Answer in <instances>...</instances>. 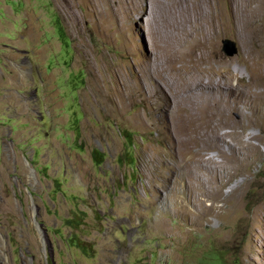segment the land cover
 I'll return each instance as SVG.
<instances>
[{
    "label": "rangeland",
    "instance_id": "rangeland-1",
    "mask_svg": "<svg viewBox=\"0 0 264 264\" xmlns=\"http://www.w3.org/2000/svg\"><path fill=\"white\" fill-rule=\"evenodd\" d=\"M212 2L0 0V264H264V119L251 126L247 106L200 89L201 79L224 83L236 66L248 84L246 59H264L253 32L264 7L223 0L229 17L220 55L178 60L209 33ZM224 40L236 44L235 56L224 53ZM227 82L240 89L236 79ZM165 93L170 105L159 104ZM178 124L192 125L179 135L192 140L191 153L170 148L169 129ZM209 140L230 159L213 148L198 163ZM242 178L228 223L227 207L212 198ZM201 202L219 210L193 228L184 209L198 215ZM74 213L81 221L65 227Z\"/></svg>",
    "mask_w": 264,
    "mask_h": 264
},
{
    "label": "bare ground",
    "instance_id": "bare-ground-1",
    "mask_svg": "<svg viewBox=\"0 0 264 264\" xmlns=\"http://www.w3.org/2000/svg\"><path fill=\"white\" fill-rule=\"evenodd\" d=\"M210 1V0H209ZM222 1L223 0H213V2H212V0H211V5L212 6H214L213 8H214V10L212 9V11H214L213 12V15H212V19L210 18V20H211V22H210V26H209V28H210V30H209V33L207 34V35H204L203 33V35L204 36H202V37H200V38H196L195 40H193L192 42H191V44L189 45V46H186V49L181 53V54H179V56H177L178 57V60H181L182 62H185V61H188L187 60V58H189L190 56H193L194 55V57L193 58H198V59H200L202 62H205V61H208V62H211L216 56L215 55H217V56H219L220 54H219V42H220V35L223 33V31L227 28L226 27V25L228 26V17H229V15H227V14H225L224 13V11H223V8H222ZM261 1V3L263 4V5H261V8H259V10L261 11V9L264 7V0H260ZM236 2V1H235ZM251 2V1H250ZM255 2V1H254ZM206 3V2H205ZM242 3V2H241ZM247 3H248V0H247ZM251 3H253V2H251ZM256 4H257V2H255ZM258 3H259V1H258ZM246 5V4H245ZM249 5V4H248ZM247 5V6H248ZM251 5V4H250ZM259 5V4H258ZM257 5V10H258V6ZM239 6V5H238ZM239 8V7H238ZM249 8H250V6H249ZM205 9V8H204ZM246 9H247V7H246ZM206 10V9H205ZM250 11V10H249ZM230 12V11H229ZM234 12V11H233ZM251 12V11H250ZM249 12V13H250ZM255 13H257L256 11H254ZM245 13H247V12H245ZM233 14V13H232ZM231 13H230V15H232ZM237 14H238V12H237ZM251 14V13H250ZM252 14H253V12H252ZM258 14H261V15H259V16H261L262 17V19L260 20V22H259V24L257 25L256 23H254V27H253V32H254V36L256 37L255 39H257V41L259 42V47H260V49L255 53L256 55H258V54H261L262 52H264V9H263V11L260 13H258ZM234 15H236L235 13H234ZM245 15V14H244ZM228 16V17H227ZM251 16H253V15H251ZM255 16V15H254ZM211 17V16H210ZM232 17H233V15H232ZM256 17V16H255ZM236 18V17H235ZM234 18V19H235ZM260 18V17H259ZM237 19V18H236ZM252 19V18H251ZM208 20V19H207ZM247 20V19H246ZM209 21V20H208ZM230 21V20H229ZM235 21V20H234ZM250 21V20H249ZM252 22H253V20H251ZM255 22V21H254ZM234 24H235V22H234ZM253 25V24H252ZM252 29V28H251ZM228 30H230V29H228ZM227 31V30H226ZM204 32H205V30H204ZM212 32V33H211ZM218 32V34H216ZM222 32V33H221ZM225 32V31H224ZM239 32V31H238ZM228 33V32H227ZM225 34V33H224ZM251 37H253V35H251ZM248 42V41H247ZM248 44V43H247ZM253 44V43H252ZM256 44V43H255ZM257 45V46H258ZM248 48V47H247ZM253 48V47H252ZM258 48V47H257ZM250 50V49H249ZM247 51V53L249 52L248 50H246ZM255 51V50H254ZM251 52V51H250ZM253 53V54H254ZM195 54H198V55H195ZM250 54V53H249ZM248 54V55H249ZM251 55V54H250ZM249 55V56H250ZM206 57V58H205ZM247 57V56H246ZM245 57V58H246ZM254 59H250V58H247L246 59V65H247V67H248V71H250L251 73H252V75H251V79L248 81V84L247 83H244L243 82V79H244V73L241 71V69L238 67V66H236V67H234L233 68V73H231L230 71H229V74H230V77H228V79L227 80H225V82L224 83H222V82H220V83H213V82H209V83H207L206 85H203V81H202V79H201V77H200V89H205V90H208V91H217L218 93H220V94H224L225 95V99H227V101H229V103L230 102H232L233 103V105L232 106H234V107H237L238 106V103H241V104H244L245 106H247L251 111V113H250V115L251 116H253V118L251 117V120H250V118H248V124L250 123V125L252 126H259V121H258V119L260 120V119H264V113L263 112H261V110H260V107L261 106H263L264 105V59L262 58V57H260L259 58V56H254L253 57ZM258 58H259V60H258ZM206 59V60H205ZM218 61H222V60H218ZM244 61V60H243ZM255 61H257V63H259V68H258V66H256V64H255ZM224 62V61H223ZM245 62V61H244ZM225 63V62H224ZM226 65H228V64H226ZM246 65H245V67H246ZM159 66V65H158ZM220 66V65H219ZM223 66V65H222ZM221 66V67H222ZM247 67H246V69H247ZM150 68V67H149ZM224 67H222V69H223ZM226 68V67H225ZM255 68V72L253 71V69ZM152 72V71H151ZM150 72V73H151ZM227 72V71H226ZM150 73H149V77H150ZM159 73V72H158ZM197 73V72H196ZM195 73V74H196ZM153 74V73H152ZM228 74V73H227ZM228 74V75H229ZM201 76V75H200ZM239 76H241V77H239ZM155 77V76H154ZM199 78V77H198ZM237 80V82H238V85H239V90H237V91H234V90H232V88H231V84H232V82H230V83H228L227 81L228 80ZM195 80H196V77H195ZM198 80V81H199ZM150 81V80H149ZM190 81V80H189ZM152 82V81H151ZM150 82V83H151ZM194 82H196V81H194ZM153 84V83H152ZM187 84V83H186ZM194 84H197V83H194ZM151 85V84H150ZM152 86V85H151ZM194 87V86H193ZM197 87H198V85H197ZM157 88H160V87H157ZM162 89H163V87H162ZM160 90V89H159ZM257 90H259L260 92H258ZM166 91V90H165ZM139 92H140V101H143L142 99H141V97H142V94H144L143 93V90H142V88L139 90ZM138 92V93H139ZM153 92V91H152ZM163 92H164V90H163ZM137 94V93H136ZM152 94V93H151ZM150 94V95H151ZM155 95H158L159 94V91L158 90H155V93H154ZM168 94V93H167ZM138 95V96H139ZM154 95V96H155ZM137 96V95H136ZM136 96L133 98L134 100L136 99ZM160 96H162L161 94H160ZM159 96V97H160ZM153 97V96H152ZM150 98H151V96H150ZM149 98V99H150ZM157 98H158V96H157ZM163 100H164V102H159V104H162V105H164V104H168V105H170L171 104V99H170V97L168 96V95H166V93H165V96L163 95ZM161 98V99H162ZM222 98V97H221ZM144 99V98H143ZM146 100V99H145ZM145 100H144V102H145ZM223 100V99H222ZM221 100V101H222ZM149 101V100H148ZM156 101V100H155ZM157 101H158V99H157ZM223 101H225V100H223ZM141 103H143V102H141ZM176 103V102H175ZM219 103L221 104V102L219 101ZM146 104V103H145ZM158 104V105H159ZM227 104V103H226ZM161 105V106H162ZM142 106V105H141ZM146 106H147V104H146ZM154 106V105H153ZM161 106H160V108H161ZM147 107H149V106H147ZM146 107V108H147ZM154 108V107H153ZM168 108V107H167ZM180 108V107H179ZM149 109V108H148ZM158 109H159V107H158ZM166 109V108H165ZM175 109V108H174ZM176 109H177V107H176ZM147 111V110H146ZM145 111V112H146ZM161 111V110H160ZM174 111V110H173ZM204 111V110H203ZM205 111H207V110H205ZM149 112H150V115H154L153 113V111L152 110H150L149 109ZM174 112H176V113H178V112H180V111H174ZM158 113V112H157ZM162 113V112H161ZM166 113V112H165ZM173 113V112H172ZM174 114V113H173ZM202 114V113H201ZM209 114V113H208ZM207 114V115H208ZM143 115V114H142ZM162 115V114H161ZM166 115V114H165ZM192 115V114H191ZM163 116H164V114H163ZM162 116V117H163ZM167 116V115H166ZM171 116H172V114H171ZM196 116V115H195ZM204 116V115H203ZM247 116H249V115H247ZM155 117V116H154ZM167 117H169V116H167ZM197 117V116H196ZM201 117V116H200ZM205 117V116H204ZM209 117V116H208ZM212 117V116H211ZM214 117V116H213ZM212 117V118H213ZM244 117V116H243ZM250 117V116H249ZM135 118V117H134ZM161 118V117H160ZM192 118V117H191ZM194 118V117H193ZM199 118V117H198ZM197 118V119H198ZM201 118H203V117H201ZM211 118V119H212ZM255 118V119H254ZM257 118V119H256ZM138 119V118H137ZM182 119V118H181ZM187 119V118H186ZM190 119V118H189ZM196 119V120H197ZM208 119V118H207ZM207 119H205V120H207ZM214 119V118H213ZM188 120V119H187ZM184 121V120H183ZM195 121V120H194ZM202 121H204V120H202ZM212 121V120H211ZM176 122H181L182 123V121H180V119H179V121H176ZM189 122V121H188ZM190 122H192V120L190 121ZM201 122V121H200ZM137 123V122H136ZM170 123V122H169ZM173 123V122H172ZM196 123V122H195ZM198 123H199V121H198ZM205 123H206V121H205ZM209 123H210V120H209ZM166 124V123H165ZM175 124V123H174ZM187 124H189V123H187ZM202 124V123H201ZM203 124H204V122H203ZM202 124V125H203ZM208 123H206V124H204V125H207ZM182 125H184V124H182ZM182 125L180 126L179 124H178V128H176L177 126H175V129H174V131L172 130L173 129V127H172V129H169L170 130V132H169V134H170V140H169V144H170V148H174L175 146H178V144L179 145H182L181 147L183 148V146L184 147H186L187 146V149L185 148V152H186V150H187V153H191L192 151V149H191V147L189 148L188 146L192 143V140L191 139H186V140H184V139H180L181 137L179 136V135H184V133L185 132H187V134H188V129H190V127H192V125H189L190 127H182ZM194 125V124H193ZM201 125V126H202ZM185 126V125H184ZM196 126H198L197 125V123H196ZM209 126H210V124H209ZM237 126V125H236ZM239 126V125H238ZM207 127V126H206ZM193 128H195L194 126H193ZM201 128V130H202V127H200ZM235 128V127H234ZM196 129V128H195ZM204 129H206V128H204ZM199 130V129H198ZM238 130V129H237ZM190 131V130H189ZM194 131H197V130H194ZM193 131V132H194ZM200 131V130H199ZM204 131H206V130H204ZM203 131V132H204ZM179 132V133H178ZM202 132V131H201ZM213 132V130L211 131V133ZM195 133H197V132H195ZM193 134V133H192ZM191 134V135H192ZM201 134V133H200ZM203 134V133H202ZM189 135V134H188ZM190 135V136H191ZM169 136V135H168ZM183 137H185V136H183ZM187 137V136H186ZM189 137V136H188ZM196 138V137H195ZM194 138V139H195ZM197 140V139H196ZM195 140V141H196ZM194 142V141H193ZM198 142V141H197ZM200 145V144H199ZM202 145H203V149L202 150H200V151H198L197 152V155L199 156V159L197 160V162L198 163H203V162H205V160H204V156L202 157V153L204 152V151H206V150H210V149H213V148H215L216 150H218V153H219V155L218 156H222V158L223 159H230V155H229V153H226L224 150H222L221 149V147L219 146V145H217V144H215L214 142H212V140L210 141H207V142H205V143H202ZM191 146H193V145H191ZM195 146V145H194ZM193 146V147H194ZM243 147L244 148H246V149H248V150H254V151H258V149L256 148V147H254V145H252L251 143H248V144H243ZM196 148V147H195ZM201 148V147H200ZM178 149V148H177ZM184 149V148H183ZM228 149H229V151L231 152V153H233L234 154V152H235V149L234 148H232L231 146H230V144H228ZM179 151V150H178ZM178 151H177V154H178ZM180 151H181V148H180ZM203 151V152H202ZM184 153V152H183ZM173 154L174 153H172V156H173ZM176 154V153H175ZM174 154V156H173V158L172 159H174V158H177V156ZM204 154V153H203ZM206 154V153H205ZM232 154V155H233ZM169 156H171V155H169ZM234 157H235V155H234ZM181 158V157H180ZM183 158V157H182ZM178 159V158H177ZM177 159H174V160H177ZM156 160V159H155ZM234 160V159H233ZM236 160L237 161H239V159H237L236 158ZM183 161V160H182ZM185 161V160H184ZM246 161H244V163H245ZM175 163V162H174ZM244 163H240V164H244ZM247 163V162H246ZM153 164H155V163H153ZM162 164H164V163H162ZM177 164H181V163H177ZM176 164V165H177ZM207 164H209V163H207ZM213 164H216V163H214L213 162ZM187 162H186V164L185 165H181L182 166V169L183 168H186L187 167ZM158 166H161L160 164L158 165ZM244 165H242L241 167H243ZM165 167V166H164ZM163 166L162 167H160V168H164ZM168 167V166H167ZM175 167V166H174ZM180 167V166H179ZM159 168V169H160ZM177 170H178V167L176 168ZM176 169H173V168H171L170 166H169V171H167V172H170V173H172V172H174V171H176ZM164 170V169H163ZM186 170V169H185ZM166 171V170H165ZM236 171H238V170H236ZM158 173H159V171H158ZM187 173V172H186ZM164 174V173H163ZM162 174V175H163ZM176 174V173H175ZM180 174V173H179ZM161 175V174H160ZM159 175V176H160ZM161 175V176H162ZM165 175V174H164ZM171 175V174H170ZM181 175V174H180ZM158 176V175H157ZM169 176V175H168ZM168 176L166 177L167 179L166 180H164V181H168L169 180V178H168ZM185 176H186V174H185ZM160 178V177H159ZM191 178V177H190ZM163 179V178H162ZM161 179V180H162ZM177 179V178H176ZM179 179L180 180H182L183 182H185L186 181V179L184 178V177H182V178H180L179 177ZM243 179V178H242ZM160 181V180H159ZM163 181V182H164ZM172 182V181H171ZM179 182V181H178ZM160 183V182H159ZM166 183V182H165ZM177 183V182H176ZM162 182H161V185H159V188H160V186H162ZM191 184V183H190ZM246 184H247V178H245V179H243V180H241V182H237V184H236V186L233 188V190H232V192L231 193H229V194H226V195H224V194H220V193H216V195L212 198V200L213 201H215V202H217V201H222V203H223V205H222V207L223 208H225V207H227V210H226V214H227V221L226 222H231L233 219H234V216L236 215V213L238 212V206H237V202L238 201H236L234 198H237V196L241 193L242 194V192L244 191V189H245V187H246ZM157 185V184H156ZM164 185V184H163ZM167 185V184H166ZM167 186H169V185H167ZM166 186V187H167ZM176 186H178V185H176ZM182 186V185H181ZM187 186V185H186ZM162 187H165V186H162ZM161 187V188H162ZM165 187V188H166ZM185 187V186H184ZM169 188V187H168ZM171 188H172V186H171ZM176 188V187H175ZM163 189V188H162ZM183 189V188H182ZM185 189V188H184ZM166 190V189H165ZM168 190V189H167ZM181 190V189H180ZM156 192V191H155ZM186 192V191H185ZM214 192V191H213ZM173 193V192H172ZM174 194V193H173ZM180 194H181V192H180ZM213 194V193H212ZM155 195H156V193H155ZM168 195V194H167ZM175 195V194H174ZM176 195H177V193H176ZM189 195V194H188ZM187 197V196H186ZM161 198V197H160ZM180 198V197H179ZM185 198V197H184ZM209 198V197H208ZM183 199V198H182ZM235 200V201H234ZM172 201V200H171ZM187 201V200H186ZM234 201V202H233ZM232 202V203H231ZM186 203V202H185ZM183 204V203H182ZM187 204V203H186ZM175 205V204H174ZM192 208V207H191ZM200 208L202 209L201 210V212H198V215L197 214H195V213H192V210H190L189 208H187V209H184V211H185V213H186V215L187 216H190V217H194V219L192 218V220H190L189 221V224L188 225H190V226H192L193 228H200L201 227V223L203 222V220L205 219V217L206 216H208V214H216L217 212H218V206H216L215 205V203H212L209 207H207L205 204H204V202H201V204H200ZM193 209V208H192ZM186 218V217H185ZM188 219V218H187ZM187 221V220H186ZM162 222V221H161ZM163 228H164V225H163ZM163 231V230H162ZM191 233V232H190Z\"/></svg>",
    "mask_w": 264,
    "mask_h": 264
},
{
    "label": "trees",
    "instance_id": "trees-1",
    "mask_svg": "<svg viewBox=\"0 0 264 264\" xmlns=\"http://www.w3.org/2000/svg\"><path fill=\"white\" fill-rule=\"evenodd\" d=\"M96 152L97 153H95V158H96V162L97 163H100L99 162V158L101 159V153L98 151V150H96ZM98 157V158H97ZM30 193V192H29ZM31 195H33V196H35V194L34 193H30ZM16 197H17V200L18 201H22V198H23V195H21V196H18V195H16ZM21 197V198H20ZM81 219H82V217L80 216V215H77V213H74V215H73V217L72 218H70V219H62V223H63V225L65 226V227H69V228H71V229H73V228H75V222L76 223H78V221L80 222L81 221ZM72 237H70L69 238V240L71 239ZM47 264H54V262H53V260L52 261H50L49 259H47Z\"/></svg>",
    "mask_w": 264,
    "mask_h": 264
},
{
    "label": "water",
    "instance_id": "water-1",
    "mask_svg": "<svg viewBox=\"0 0 264 264\" xmlns=\"http://www.w3.org/2000/svg\"><path fill=\"white\" fill-rule=\"evenodd\" d=\"M223 44V51L227 56L233 57L237 54V47L236 44H234V42H232L231 40H224L222 42Z\"/></svg>",
    "mask_w": 264,
    "mask_h": 264
}]
</instances>
